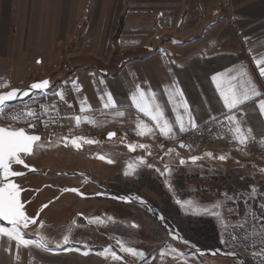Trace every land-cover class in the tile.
<instances>
[{"label": "crops", "instance_id": "crops-1", "mask_svg": "<svg viewBox=\"0 0 264 264\" xmlns=\"http://www.w3.org/2000/svg\"><path fill=\"white\" fill-rule=\"evenodd\" d=\"M223 1L219 5L217 0H0V92L48 80L51 87L47 96L35 94L19 104L36 112L38 104L44 102L70 107L95 121L88 123L83 117L95 133L79 137L84 139L77 143L86 147L126 141L145 145L151 153L146 165L151 164L150 169L161 174L169 164L163 158L177 153L161 154L153 145L130 138L131 132L137 135L138 119L153 132L159 131L148 117L130 107V96L137 86L155 93V102L178 137L183 133L175 124L173 112V104L181 102L176 90L182 91L199 126L212 116L224 121L222 112L226 110L211 76L244 71L243 79L250 78L262 95L234 114L242 129H252L248 142L264 141V116L256 107L264 98V76L260 75L264 65L258 67L255 62L264 59V0ZM61 91L63 100L54 96ZM108 93L118 106L125 105L123 117L116 116L112 108H104ZM178 112L184 115L183 108ZM109 133L115 135L109 137ZM40 137L34 147L57 142L63 135ZM86 139L99 142L88 144ZM72 140L66 139L69 146H73ZM232 140L234 150L216 151L229 157V167L236 165L233 159L247 160L244 145ZM209 151L200 157L210 159ZM81 185L75 187L82 190L81 198L92 195L83 181ZM88 214L93 213L89 210ZM167 249L155 250L139 264H164Z\"/></svg>", "mask_w": 264, "mask_h": 264}, {"label": "rangeland", "instance_id": "rangeland-1", "mask_svg": "<svg viewBox=\"0 0 264 264\" xmlns=\"http://www.w3.org/2000/svg\"><path fill=\"white\" fill-rule=\"evenodd\" d=\"M221 1L223 0H217V3L222 5ZM229 19L232 20L230 17ZM42 104H45L47 109L55 107L48 102L40 103L37 106V111ZM24 106L25 104L19 103L8 105L5 112L0 115V126L16 128L24 125L23 122H20L21 120L28 119ZM28 107L31 108V106ZM139 137L141 140L149 142L144 144L153 145L158 152L160 151L159 145L155 144L152 139H145V135H139ZM58 138L57 142L43 144V147H33L32 154L23 155L25 163L30 168L41 171V174H32L16 181L20 186L31 185L37 188V191L34 189L33 193H39L38 196H35L31 191L27 193V198L34 199V207L48 201L57 193L52 188L54 186L75 188L82 186L83 181L84 187L88 190L90 189L92 192L97 191L95 190L96 186L86 183L84 179L78 176H60L57 174L59 172L84 173L92 180H97L99 184L118 192L116 189H124L123 186L128 185L127 182H134L146 170L150 172L154 179L161 183L165 189L163 193L166 192L168 194L166 198L170 199L172 205H176L179 208L180 214L197 218L211 217L213 219L220 240L221 242L224 241L222 243L224 250L236 253L244 259L247 258L252 264H264V192H258L256 185L251 186L247 190L229 191L225 187L227 183L223 185L218 184L216 180H210V177L216 176L215 173L219 168L222 171L229 168V164H224L217 159L215 153L218 150H210L208 153V155L214 154L215 158L213 155L210 159L208 157H201L195 163H192L190 158H186L181 154L179 156L178 153H171L166 158H163L165 162H169L168 168L170 172L161 175L145 166V163L144 166H138L133 175L125 176L124 172L130 171L127 168L129 163L136 164L139 158L147 160L146 158L150 155L146 148H142V151L139 148L130 151L128 146L135 145L132 141L98 145V147H86L78 143L79 147H74L69 146L66 140L61 139V137ZM218 149L219 151H223V148ZM139 153L141 155L137 156ZM200 154L196 157H200ZM101 155L114 162L109 164L106 160L99 159ZM36 156L37 158L35 159ZM181 159L186 161L185 164L181 165L179 163ZM246 161L250 162V165H248L249 174L255 181V184L264 180V171H262L264 170V164L251 159H247ZM14 169L23 171L24 167L21 165V167H14ZM121 169H123V172H121ZM253 187L257 190L255 196L251 195ZM141 191L148 198L152 197L154 202L159 201V199L153 198L150 193H147L146 189ZM156 192L159 194L162 193V190ZM72 195L67 192L64 194L63 192V196L58 201V208L54 209V204L46 208L44 213L47 219L54 222H48L51 226L41 229L32 226L26 229V232L24 231L25 238L33 241L37 240L34 235L35 228L42 231L43 237L47 244H49L46 248H38L35 245L17 248L15 241H9L7 236H0V264H139L143 259L154 254L155 250L161 247L169 248L164 252L167 255L164 256L167 260L164 264H236L227 258L201 257L192 251H188L184 246L171 242L168 235L165 237V233L160 230L162 228L156 226L153 220L155 218L150 216L145 210L141 209L152 218L135 210L132 206L115 204L112 202L114 200L107 198V196V200L103 206L104 213L100 218L104 222L102 223L99 220L100 228L101 226L102 228L104 227V236H99L98 239V235H89L84 231L86 230L84 223L81 224L79 220L70 222L68 217L71 210L68 205H73L74 209H83L90 206V209L92 206H97V202L90 200L88 203L83 204L77 197ZM88 196V198L91 197V195ZM228 197H232V199ZM146 200L150 203L148 199ZM176 200H180L182 204L184 201L190 200L192 201V205L182 206L181 204H177ZM218 202L220 206L214 207ZM155 208L158 209L157 207ZM194 208L201 210L208 208L210 212L218 213V215L194 211ZM95 223L97 224L98 222L96 221ZM133 224L138 227H132ZM0 226L10 228V225H5L1 222ZM65 236L69 237L68 243L70 245L63 242ZM118 240L124 246L142 251L145 255L136 258L122 253L120 251V244L117 243ZM98 241L100 242L99 245H101V252H103L101 255H97L98 251H90L92 250L91 244L96 245ZM70 249L72 250L70 251ZM76 249H79V251H75ZM105 249L115 251L123 259L120 261L113 260L111 252L105 253ZM85 250H89L90 254L87 256L83 255L82 252ZM93 250L96 249L93 248ZM149 264H152V262Z\"/></svg>", "mask_w": 264, "mask_h": 264}, {"label": "snow or ice", "instance_id": "snow-or-ice-1", "mask_svg": "<svg viewBox=\"0 0 264 264\" xmlns=\"http://www.w3.org/2000/svg\"><path fill=\"white\" fill-rule=\"evenodd\" d=\"M257 66L264 65V59L255 61ZM232 71L231 69L228 70ZM246 75V72L240 71L238 75H229L228 72H220L215 73L211 76V81L215 85V89L219 94V98L222 101L223 109L226 111L222 112L224 116V121H220L221 124L227 122L229 125L228 131L232 135V138L235 139L239 144L245 145L249 138L252 136V129L248 128L246 131L241 128L240 122L237 120L235 111H239L241 106L246 104L249 101H253L256 97H260L262 94L256 90V86L252 83L251 79L244 80L243 77ZM260 75L264 76V68H260ZM238 76L241 79L238 80ZM51 85L48 80H43L40 82L32 83L28 89L19 90L13 89L6 93H0V115H2L6 108L8 107V103L12 101H16L22 99L23 97H30L34 94H40L43 96L48 95V91ZM73 87L75 88V82H73ZM167 91V90H166ZM175 95H179L181 97L180 103L173 104V112L175 115V124L179 127L180 133H186L189 130H197L199 125L197 124L195 117L190 111V106L187 104L186 100L183 98V93L181 90L177 89ZM54 96L59 97L61 100L64 99L63 92H56ZM103 100V97L101 98ZM131 105L130 107H134L137 113H143L145 117H148L154 124V127L159 130V133L165 137H169L171 134V138L175 137V133L173 131V124L165 118L164 112L159 104L155 102V93L149 91L146 93L143 91L140 86H137L136 90L130 96ZM169 101H172V94L169 95ZM71 106V105H69ZM104 108H112L115 110V115L118 117H123L125 115V105H117L113 96L108 93L107 100L103 103ZM25 114L28 117L26 120H21L20 122L28 124L30 128H34L36 125L32 123V120L39 119L41 115H46L50 117L48 113L47 107L45 105H40L44 111L42 113H37L35 110L25 105ZM256 107L259 109V114L264 116V98L259 99ZM183 108L184 115H181L178 112V109ZM80 111H85L83 103L81 104ZM19 119V118H16ZM84 119L88 123H95V121L91 120L88 117H84ZM218 118L212 116L210 121H215ZM75 120L77 124L80 123L81 117L76 116ZM43 122V121H42ZM45 126L47 124L45 123ZM137 135L143 136L153 132V128L149 127L147 124L143 123L138 119L137 124ZM115 133H109V137L114 136ZM41 137L35 134L26 133L24 128H11V127H0V221L6 222L10 225V228H5L0 226V236H7L9 241H15L17 248L20 246L28 247L30 245H35L38 248H46L47 242L43 236H41L38 240H30L25 238L24 230L27 229L31 224H35L37 220L35 218L29 217L24 210V203L21 200V193L24 189L17 183L14 182L12 178L20 177L25 175L24 172L17 171L13 169V165H22L24 168L29 169L30 171H35V169L30 168L28 164L25 163V160L22 158V154L24 156L30 155L33 152L34 145L37 142L41 141ZM61 139L66 140V137H61ZM84 138H76L71 141V144L74 147H79L77 143L78 140H82ZM85 143L92 144L98 143L99 141H94L92 139L84 140ZM43 147V145H39ZM129 150L134 151L137 148H145V145L136 144L129 145ZM180 147L191 149V145L181 143ZM171 149L169 152L171 153ZM151 153H149L150 155ZM213 155L214 154H209ZM229 157L221 154L218 159L225 160ZM99 159L106 160L107 163L111 164L114 161L106 158L105 156H99ZM201 159V157L193 156L191 157L192 163H195L197 160ZM185 160L181 159L179 163L181 165L185 164ZM145 160L143 158H139L136 164L129 163L127 168L130 171H125L124 175L129 176L135 173V170L138 166H144ZM149 168L153 166L151 164L146 165ZM160 171V169H156ZM165 172H170V169L167 165H165ZM264 171V170H262ZM161 175H164V172H161ZM63 192H76L77 194L83 195V193L79 192V189L75 188H63ZM257 190L253 187L252 196H255ZM97 195H103L102 193H97ZM116 199H120L126 202H138L141 204H146V201L139 197L138 195L129 194L128 196L115 197ZM232 199V197H228ZM177 204L183 205H192V201H184L183 204L180 200H176ZM219 202L214 205V207H219ZM48 205H43L42 208H46ZM194 211H203L207 214L218 215V213H212L208 208L198 209L194 208ZM161 223L167 227L166 218L163 216L159 217ZM41 227H43V223L41 222ZM132 227H138L133 224ZM169 235L173 236L175 239L183 240L178 234L169 231ZM63 242L67 244L69 242V237L65 236ZM224 241H222L223 243ZM120 244V251L125 254H129L133 257H142L145 255L142 251H138L131 247H126L121 241H117ZM184 243H188L184 241ZM86 247V246H85ZM10 250V249H9ZM72 249H70L71 251ZM75 251H79L76 249ZM105 253L111 252V258L115 261H120L123 257L116 254L115 251L111 249H105ZM83 255H89V250H85L82 252ZM102 253H97V255H101ZM162 254V253H161Z\"/></svg>", "mask_w": 264, "mask_h": 264}, {"label": "built area", "instance_id": "built-area-1", "mask_svg": "<svg viewBox=\"0 0 264 264\" xmlns=\"http://www.w3.org/2000/svg\"><path fill=\"white\" fill-rule=\"evenodd\" d=\"M54 108L47 109L50 117L41 115L39 119L32 120L31 122L36 125L34 128H30L28 124L24 123V125L16 127V129L24 128L28 134L39 136L56 133L63 135V137L69 140L94 134L95 130L93 126L83 121L84 114L77 113L67 106ZM43 111L44 109L40 107L37 113H42ZM76 116L81 117L79 124L75 120ZM220 121L223 120L219 118L215 121L209 120L199 126L197 130L188 131L175 138L165 137L159 131H156L145 135V139H152L155 144H158L160 147L159 153L163 154L171 149L190 159L193 156H198L205 150L219 151L218 148H223V151H232L235 148V143L232 141L228 131L229 127L226 123L221 124ZM45 123L47 126H45ZM130 138L137 143H149L141 140L136 133H130ZM181 143L189 144L192 147L191 149L182 148L180 147ZM243 153L247 159L264 164V141L252 140L246 143L243 147Z\"/></svg>", "mask_w": 264, "mask_h": 264}, {"label": "trees", "instance_id": "trees-1", "mask_svg": "<svg viewBox=\"0 0 264 264\" xmlns=\"http://www.w3.org/2000/svg\"><path fill=\"white\" fill-rule=\"evenodd\" d=\"M219 155L221 154L217 153L218 157ZM219 161L223 162L224 164H229L227 159H219ZM233 161H235L236 163L235 166L226 168L225 171H222V169L219 168L215 173L216 176H212L209 179L216 180L218 184L224 185L227 183L228 187H225L228 188L229 191L236 192L239 190H247L251 186L256 185L258 192H264V180H261L257 184H255V181L249 174L250 171L248 165H250V163H246V161H237V159H233ZM127 184L128 185L123 186L124 189L120 188L116 190L124 194H136L144 197L145 199H148L150 203L153 204V206L157 207L163 213L168 226L175 227L183 237L205 248L224 249L213 219H211V217L197 218L180 214V211L178 210L179 208L176 205H172L170 199L166 198V195L168 194L166 192L163 193V190L165 189L163 188L161 183L154 179L149 171L144 170L141 175L138 176V179H136L134 182L129 181L127 182ZM144 189H146L147 193H150L153 198L159 199V201L154 202L152 197L148 198V196L145 193L143 194V192L141 191ZM160 190H162V193L158 194L156 191ZM112 202L124 206H132L135 210L140 211L146 216L150 217L146 212L142 211L135 205L123 204L115 201ZM153 220L156 223V226L160 227L155 219ZM160 230L165 233V237H167L166 232L162 229ZM245 259L249 264H252L249 259Z\"/></svg>", "mask_w": 264, "mask_h": 264}, {"label": "flooded vegetation", "instance_id": "flooded-vegetation-1", "mask_svg": "<svg viewBox=\"0 0 264 264\" xmlns=\"http://www.w3.org/2000/svg\"><path fill=\"white\" fill-rule=\"evenodd\" d=\"M22 158L24 159V156L22 154ZM14 167H21V165H13V169ZM26 168H24L23 171H25ZM14 170H19V169H14ZM16 182V181H15ZM49 185V184H48ZM24 191H22L21 193V200L22 202L24 203V210L26 212V214L31 217V218H35L37 220V222L35 224H31L29 225L28 228H31L32 226H35V227H39V229L41 228H48V226H51V224H49L48 222L50 223H54V222H51V220H48L47 219V216L45 215L44 211L46 210V208L49 207V205H52L54 204V209L55 208H58V201L60 200V198L63 196V191L62 189L63 188H66V187H57V186H54L52 188L55 189V191H57V193L51 197L48 201H45L44 203H41L39 206L37 207H34V199L33 198H27V193H29L30 191L33 193V190L36 189L35 191H37V188L36 187H33L31 185H25V186H21ZM39 189V188H38ZM95 190H97L96 192H93L91 196H94L93 199L92 198H81L80 195H77V194H74V193H71L69 192L70 194H73L75 197H77L83 204L85 203H88V201L90 200H95L97 202V206H92L90 209L89 207L88 208H73V205H68V207L71 209L70 210V213L68 214V217L70 219V222L71 221H80L81 224H85L86 226V231L89 235H98V239H99V236H104V227L100 228V221L103 223L104 221L103 220H100L101 218V215H103L104 213V203H105V199H106V195L103 194L102 191H100L98 188ZM80 193L82 192L79 191ZM36 192H34L33 194H35ZM68 193V192H67ZM68 193V194H69ZM97 193H102L103 195H97ZM39 193L35 194V196H38ZM65 194V192H64ZM26 196V197H25ZM88 196V195H87ZM43 205H48V207L46 208H42ZM91 211L93 214L92 216L89 217L90 214H88V211ZM58 213H59V210H58ZM98 222L97 224L95 223L96 221ZM100 220V221H99ZM41 222L43 223V227H41ZM77 227H80V226H77ZM27 228V229H28ZM26 232V229L24 230ZM35 238L38 240L41 236H44V234L42 233V231L38 230L37 228H35ZM99 241L98 243L95 245V244H91L92 245V249L95 248L96 250L94 251H98V252H101V245H99ZM49 245V244H47ZM67 245H70V243H68ZM76 245V243H75Z\"/></svg>", "mask_w": 264, "mask_h": 264}, {"label": "water", "instance_id": "water-1", "mask_svg": "<svg viewBox=\"0 0 264 264\" xmlns=\"http://www.w3.org/2000/svg\"><path fill=\"white\" fill-rule=\"evenodd\" d=\"M31 84L32 83H30L29 85H27L26 87H23V88H13V89L25 90V89H28ZM13 89H10L8 91H3V92H0V93H6V92H9V91H11ZM32 96H30V97H32ZM30 97H23L22 99L9 102L8 105H12V104L24 102L27 99H29ZM0 127H2V126H0ZM21 172H24L25 175H22L20 177L12 178L14 182L15 181H18V180H20V179H22V178H24L26 176L32 175V174H41V171H39V170H36L35 169V171H30L27 168L25 169V171H21ZM57 174L60 175V176H70V177L78 176V177L84 179V181L86 183H89V184H91L93 186H96V188H99L103 192V194H105L107 196V198H109L111 200H114V201H117V202H120V203H124V204H134L135 206L139 207L140 209L145 210L150 216H152L153 218H155V220L160 225V227L163 230L166 231V233L168 235V238H169V240L171 242L184 246V248H186L188 251H192L195 254H197L198 256H201V257H204V256L220 257V258H223V259H226L227 258L228 260H231V261L235 262L236 264H249L246 259H244L243 257H240L236 253L229 252V251H226V250L220 249V248H205V247H202V246L197 245L196 243H194V242H192V241L184 238L182 236V234L175 227H170V226H168V224H167V227H165L161 223V221L159 219V217L160 216H163V214L158 209H156L155 207H153L152 204H150L145 198H143V197H141L139 195H138L139 197L143 198L146 201V204H141V203H138V202H126V201H122L120 199H116L115 197H121V196H125L126 197L129 194H124V193H120V192H116V191L110 190L107 187H105L104 185L99 184L97 182V180L96 181L92 180L90 177H88L84 173H81V172H75V173L59 172ZM69 192L74 193V194H77L76 192L68 191V193ZM77 195H79V194H77ZM0 222L3 223V224H5V225H8L4 221H0ZM169 231H172V232L178 234L180 237L183 238V240H179L178 241L173 236H170L169 235ZM184 241H187L188 243H184Z\"/></svg>", "mask_w": 264, "mask_h": 264}]
</instances>
